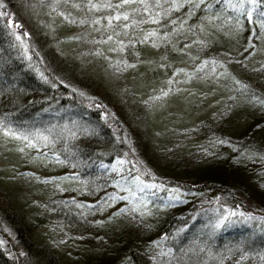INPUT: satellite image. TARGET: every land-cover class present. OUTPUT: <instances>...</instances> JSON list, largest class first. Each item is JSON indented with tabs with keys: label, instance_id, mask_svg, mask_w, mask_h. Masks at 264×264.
I'll return each mask as SVG.
<instances>
[{
	"label": "trees",
	"instance_id": "16d2710c",
	"mask_svg": "<svg viewBox=\"0 0 264 264\" xmlns=\"http://www.w3.org/2000/svg\"><path fill=\"white\" fill-rule=\"evenodd\" d=\"M121 3L0 0V118L22 128L50 109L64 127L69 113L81 125L57 144L61 162L80 171L81 195L125 191L113 195L123 213L111 228L59 206L84 237L69 256L39 237L43 216L26 212L22 190L1 180L0 264H264V0ZM79 26L89 28L66 51H106L113 42L137 64L128 95L57 48L53 36ZM98 51L90 54L103 59ZM170 66L205 68L187 106L155 116L151 86L164 72L169 79Z\"/></svg>",
	"mask_w": 264,
	"mask_h": 264
},
{
	"label": "rangeland",
	"instance_id": "374dc122",
	"mask_svg": "<svg viewBox=\"0 0 264 264\" xmlns=\"http://www.w3.org/2000/svg\"><path fill=\"white\" fill-rule=\"evenodd\" d=\"M31 1L33 0H28V3ZM117 15L121 17L119 13L115 14V17ZM51 23L54 24L55 20H52ZM143 25L153 33V28L150 25ZM88 28L79 26V29H71L62 33L65 34L64 36L57 33L53 36L57 39V48L66 55L70 54V59L77 62L95 80H101L103 83L109 80L118 95H128L125 87L127 85V75L130 73L129 67H135L136 70L138 69L137 64L130 63L129 58L112 48L114 43H109V39L104 38L105 42L111 46L109 50L103 51L105 48L97 46V50L100 49V52H98H103V59L93 55V53L90 54V52H97L94 49L95 46L93 50L88 52L83 45H79L82 49L81 52L76 44L74 48L77 52L66 51L67 46L71 47L74 42L79 41L74 35L83 34ZM53 29L55 30V27ZM23 31L21 34L24 36ZM148 36L150 35L147 34ZM173 66H170L172 73L169 79H167L166 72H164L159 81L153 82L151 86L153 94L148 102L152 110L155 109V116L157 114L161 116L167 109L169 110V104L176 111L188 104L189 89L193 88V85L190 84L197 78L195 72L202 71L205 68V66H202L196 70H190L185 68L176 69ZM146 69L151 70L153 67H145L143 71ZM163 83L164 85H161ZM40 114L41 116L38 115L39 121L37 124L25 122L22 128L12 126L5 121L4 117L0 118V181H3V186L22 190L23 195H20V198L26 212L35 215L40 213L43 216L41 226H37V228L39 227L37 230L39 237L51 243L60 252H66L69 256H74V253L77 252L76 249H81L79 240L84 239V237L70 229L66 222L59 217L58 212L61 210L59 206L64 205L66 208H75L70 210H75L82 218L87 217L84 220L89 219L88 221L93 223V227L111 228L116 221V216L123 213L122 210L115 209V207H118V202L113 195L124 196L125 191H118L114 194L110 193L112 190H108L107 194L101 198H91L85 194L82 196L81 194L88 193V190H84L82 179L77 177L80 171L76 165L61 162L63 159L61 157L62 148L58 145L61 143L62 137L68 135L75 125L79 124L80 126L81 122H78L77 118L68 117L70 115L66 112L64 118L70 120L64 123V127H61L56 123L60 120L58 115L61 112L47 109L46 113ZM75 134L73 132L72 135ZM48 160H52V165L49 164L50 167L48 166ZM30 191L35 193L36 198ZM106 239L102 236L96 241L102 245L106 242Z\"/></svg>",
	"mask_w": 264,
	"mask_h": 264
},
{
	"label": "snow or ice",
	"instance_id": "6c2138e0",
	"mask_svg": "<svg viewBox=\"0 0 264 264\" xmlns=\"http://www.w3.org/2000/svg\"><path fill=\"white\" fill-rule=\"evenodd\" d=\"M135 2V0H122V3L120 5H117V7H123L124 4H129V3H133ZM253 2H255V0H253ZM141 3H144V0H141ZM0 7H3V5H0ZM90 7H97V5H94V4H90ZM145 8H147V4H145ZM7 13L5 12H0V16H6ZM249 16H251V13H249ZM112 19H120V16L117 15L116 17H110L109 18V24H111V21ZM123 19L124 20H128L129 19V16L127 14H124L123 16ZM261 28H264V22L261 23ZM16 27H19V25H17ZM149 35H155V33H149ZM19 39V37H17ZM109 40L112 39L111 36L108 37Z\"/></svg>",
	"mask_w": 264,
	"mask_h": 264
}]
</instances>
